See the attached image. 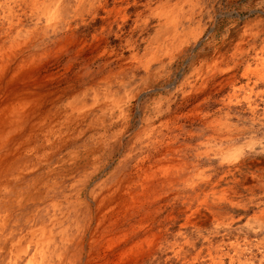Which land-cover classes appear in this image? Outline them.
<instances>
[{
  "label": "bare ground",
  "instance_id": "6f19581e",
  "mask_svg": "<svg viewBox=\"0 0 264 264\" xmlns=\"http://www.w3.org/2000/svg\"><path fill=\"white\" fill-rule=\"evenodd\" d=\"M152 11L157 21L170 19L166 37L185 19ZM143 12L132 10L133 33L149 25L148 14L136 24ZM128 15V8L72 7L67 0H0V264H133L137 201L160 187L169 205L183 202L185 163L176 141L160 136L156 113L138 120L139 135L128 137L131 144L119 152L142 93L154 83L151 65L172 67L184 39L171 37L168 54H160L158 23L142 54L130 48L123 58L105 40L84 33V26L98 22L105 33L120 29ZM193 52L186 57L192 79L184 78L178 89L183 99L196 93ZM135 74L137 87L117 95L113 86L128 85ZM98 83L104 84L102 96Z\"/></svg>",
  "mask_w": 264,
  "mask_h": 264
},
{
  "label": "rangeland",
  "instance_id": "374dc122",
  "mask_svg": "<svg viewBox=\"0 0 264 264\" xmlns=\"http://www.w3.org/2000/svg\"><path fill=\"white\" fill-rule=\"evenodd\" d=\"M81 1L67 0V4L71 3L72 7L80 4L83 8H128V20L120 29L114 26L105 33L100 22L83 27L87 38L98 36L108 43L109 50L117 48L123 58L132 51L141 55L158 23L164 33L160 54H168L171 37L173 40L179 34L184 38L173 53L176 59L172 67L151 65L149 78L154 83L149 91L142 93L119 151L128 149L130 136L139 135L138 120L156 113L153 120L161 130L160 136L176 141L185 163L179 176L183 180L180 186L184 184L182 203L169 205L167 193L160 187L155 195L137 201L133 264H264V0ZM137 8L144 12L136 24L150 16L149 25L145 31L137 28L133 33L136 17L132 10ZM154 8L164 9L165 16L172 12L185 19L166 37L170 19L163 16L157 21L150 14ZM192 49L196 55V93L183 99V92L178 89L184 78L192 79L187 64ZM180 65L184 67L181 70ZM104 73L97 74L94 81ZM129 79L128 85L113 86L117 95L137 87L138 75ZM87 83L86 80L84 85ZM103 87V83L96 84V92L101 96L105 92ZM184 88L187 90V85ZM85 98L91 101V91ZM192 117L195 124L190 123Z\"/></svg>",
  "mask_w": 264,
  "mask_h": 264
}]
</instances>
